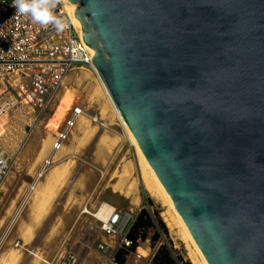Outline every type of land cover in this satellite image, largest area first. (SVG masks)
<instances>
[{"label":"water","instance_id":"obj_1","mask_svg":"<svg viewBox=\"0 0 264 264\" xmlns=\"http://www.w3.org/2000/svg\"><path fill=\"white\" fill-rule=\"evenodd\" d=\"M208 264H264V0H69Z\"/></svg>","mask_w":264,"mask_h":264},{"label":"rangeland","instance_id":"obj_2","mask_svg":"<svg viewBox=\"0 0 264 264\" xmlns=\"http://www.w3.org/2000/svg\"><path fill=\"white\" fill-rule=\"evenodd\" d=\"M73 106H81L84 115L32 189ZM112 109L97 74L91 68H78L70 71L46 110L17 103L0 120V141L12 157L11 172L0 190V264H62L69 255L75 256V264H107L108 255L100 245L114 247L118 237L105 235L97 218L86 212H96L104 203L135 218L146 205L156 224L160 219L168 230V238L159 230L162 237L155 242L156 229H143L147 239L139 241V252L125 256L126 263H139L144 260L139 253L151 256L162 242L185 263L201 262L182 225L177 223L173 230L167 225L164 213L173 212L145 187L137 145ZM116 185L130 189L132 195L113 192Z\"/></svg>","mask_w":264,"mask_h":264},{"label":"built area","instance_id":"obj_3","mask_svg":"<svg viewBox=\"0 0 264 264\" xmlns=\"http://www.w3.org/2000/svg\"><path fill=\"white\" fill-rule=\"evenodd\" d=\"M12 5L13 0H0V120L17 103H25L34 111L46 110L64 86L70 71L94 66V55L76 29L66 0L55 9L56 14L68 23V27L60 32L51 25L44 27L33 22L30 16H17V10ZM83 115L81 106L72 107L71 115L57 133L52 151L45 159L32 189L46 175L54 162V153L65 147L77 120ZM93 120L97 121V117ZM11 167L12 157L0 141V190ZM110 208L108 214L104 213L97 220L104 234L118 237V241L114 247L102 244L99 249L108 255L107 264H128L119 262L116 254L120 248L132 247L128 234L136 218L113 205ZM136 251L139 252V248ZM154 255L155 252L151 256L139 253L144 260L137 264H153ZM145 258L148 259L145 261ZM75 263V256L69 255L62 264Z\"/></svg>","mask_w":264,"mask_h":264},{"label":"bare ground","instance_id":"obj_4","mask_svg":"<svg viewBox=\"0 0 264 264\" xmlns=\"http://www.w3.org/2000/svg\"><path fill=\"white\" fill-rule=\"evenodd\" d=\"M66 2H67L68 10L73 15V21H74L75 27L80 32L81 36L84 39L83 26H82L81 22L79 21V19L75 16V11L72 8L69 0H66ZM89 48H90V51L93 53V55H95V53H96L95 49H93L91 47H89ZM91 69L97 74L98 80H99V84H100L101 88L103 89V91H104V93H105V95H106V97L108 99V102H110V105L114 108L112 110H115L118 118L120 119V121L122 123V126H123L124 130L128 133V135L130 137L129 139L132 140V142L134 143V145H137V149H138V153L137 154L139 156L138 158H139L140 163L142 165H144V169H145L144 174H142L143 175V180H144L145 187L149 190V192L152 195H155L156 197H158L160 199H163L164 202L170 206L169 209L172 210V212H173V214H171V212H169L170 213L169 214L167 212L168 211L167 210L166 213H164L165 220L167 221V225L170 227V229L173 230L175 228V226L177 225V223L178 224H181L182 227L186 231V235L192 240L193 244L197 248V251H198V254H199V257H200V260H201V262H199V264H208L207 261H206V259H205V257H204V255L202 254L201 250L199 249L197 243L195 242L193 236L191 235V233H190L187 225L185 224V222L182 219L181 215L179 214V212L175 208V205L173 204L170 196L166 192L165 188L163 187V185L159 181V179L156 176L155 172L153 171L151 165L149 164V162L147 161L145 155L143 154L142 150L140 149L139 144H138L137 140L135 139L132 131L129 129L128 125L125 123V121L121 117L119 111L116 109L115 105L113 104V102L111 100V97H110V95H109V93H108V91H107V89H106L103 81L100 78V75L98 73L97 68L95 66H93V67H91ZM0 136H1V134H0ZM54 141H55V138H54ZM53 144H54V142H53ZM58 152H60V151H58ZM57 155H58V153L54 156V159L57 157ZM115 190H116V192H119V193H121L123 195H126L127 197L128 196L130 197L132 195L131 190L130 189L126 190L122 185H116L115 186ZM109 211H111V208H110V205L108 203L102 204V208H100L96 212L95 211L94 212H91L88 209L86 210V212L92 214L96 218H101V216H104L103 215L104 213L105 214H108Z\"/></svg>","mask_w":264,"mask_h":264},{"label":"trees","instance_id":"obj_5","mask_svg":"<svg viewBox=\"0 0 264 264\" xmlns=\"http://www.w3.org/2000/svg\"><path fill=\"white\" fill-rule=\"evenodd\" d=\"M148 201V202H147ZM146 203L150 206L153 205L152 200L148 199ZM154 216L159 218V213L154 212ZM148 228H155L156 233L153 237L155 242L160 241L161 233L159 230L163 231V233L168 235V230L164 225L163 221L158 219L157 224L153 218V214L151 210L144 205V207L140 210L139 214L137 215L135 221L133 222L128 237L133 242L132 247L130 248H120L116 254V259L119 262H125V256L128 255L130 252L136 251L139 247V241H145L147 236L143 229ZM168 238V236H166ZM170 243V242H169ZM153 264H189L185 263L182 256H177L172 246L168 245V243H163L160 247L156 250L155 255L153 257Z\"/></svg>","mask_w":264,"mask_h":264},{"label":"clouds","instance_id":"obj_6","mask_svg":"<svg viewBox=\"0 0 264 264\" xmlns=\"http://www.w3.org/2000/svg\"><path fill=\"white\" fill-rule=\"evenodd\" d=\"M64 0H13L16 15L30 16L33 22L44 27L53 26L58 32L65 30L68 23L56 14L55 9Z\"/></svg>","mask_w":264,"mask_h":264},{"label":"crops","instance_id":"obj_7","mask_svg":"<svg viewBox=\"0 0 264 264\" xmlns=\"http://www.w3.org/2000/svg\"><path fill=\"white\" fill-rule=\"evenodd\" d=\"M113 192H116L115 190L113 191ZM121 194V193H120ZM121 195H123V194H121ZM123 196H125V195H123ZM126 197V196H125ZM134 203H135V201H134Z\"/></svg>","mask_w":264,"mask_h":264}]
</instances>
